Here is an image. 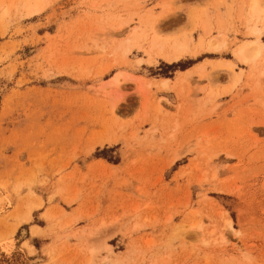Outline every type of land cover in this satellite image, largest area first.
<instances>
[{"label": "rangeland", "instance_id": "1", "mask_svg": "<svg viewBox=\"0 0 264 264\" xmlns=\"http://www.w3.org/2000/svg\"><path fill=\"white\" fill-rule=\"evenodd\" d=\"M248 1L0 0V264H264Z\"/></svg>", "mask_w": 264, "mask_h": 264}, {"label": "bare ground", "instance_id": "2", "mask_svg": "<svg viewBox=\"0 0 264 264\" xmlns=\"http://www.w3.org/2000/svg\"><path fill=\"white\" fill-rule=\"evenodd\" d=\"M247 6L249 9V15H250L251 19L254 21V24L250 27V34L253 36V38L246 40V41L242 42L241 44H239L234 49L233 54L235 55V58L237 59V61L239 63H241L242 65H248L249 66V65H254L256 63L257 58L259 56H261V53H263V51H264V43L260 39L261 34L264 33V0H249ZM166 10H170V9L168 8ZM130 36H132V35H130ZM134 36H132L133 39H134ZM127 39H129V38H127ZM153 41H155V36H153ZM221 42L217 41V39H215V38H212L211 40H209L208 45L210 48H218V46L220 47V45L222 44ZM202 44H203L202 39H199L197 46H201ZM168 50L169 51H168V54L165 55V59L168 61H176L180 56H182L183 54L188 52L189 47L186 44V42L176 41V39H175V41L171 44L170 49H168ZM165 53H166V51H165ZM262 56H263V54H262ZM218 62H220V61H218ZM217 64H219V63H217ZM234 65H235L234 63L225 60L224 62L220 63V65L217 67H221L225 71L233 74L234 73ZM258 65H259V63H258ZM202 66H203L202 64L195 65V66H193L189 69H186L182 72L190 73V72L195 71L198 74H200V73H202ZM262 69H264V67ZM261 73L264 74V70L261 71ZM234 76H237L236 73H234ZM168 81H169L168 78H163L160 81L159 88L161 90L166 89L168 87L167 86ZM115 82L119 83V80L116 78ZM226 225L228 227H230V222L226 221ZM182 236H183V234H182Z\"/></svg>", "mask_w": 264, "mask_h": 264}]
</instances>
